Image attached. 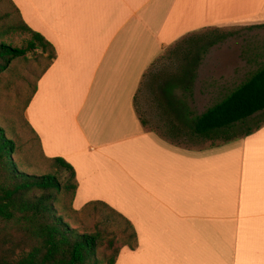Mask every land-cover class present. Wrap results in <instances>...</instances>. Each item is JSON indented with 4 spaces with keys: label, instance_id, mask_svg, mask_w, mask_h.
Masks as SVG:
<instances>
[{
    "label": "crops",
    "instance_id": "crops-1",
    "mask_svg": "<svg viewBox=\"0 0 264 264\" xmlns=\"http://www.w3.org/2000/svg\"><path fill=\"white\" fill-rule=\"evenodd\" d=\"M11 1L56 50L27 123L46 160L74 168L76 211L104 202L134 226L137 248H124L117 264H264V125L188 149L135 105L145 74L180 42L264 26V0ZM221 45L201 55L193 96L177 91L195 115L213 104L195 112V90L211 97L220 87L219 79L202 80L205 65L212 63L210 74L234 72L216 51Z\"/></svg>",
    "mask_w": 264,
    "mask_h": 264
},
{
    "label": "trees",
    "instance_id": "trees-1",
    "mask_svg": "<svg viewBox=\"0 0 264 264\" xmlns=\"http://www.w3.org/2000/svg\"><path fill=\"white\" fill-rule=\"evenodd\" d=\"M8 1L19 19L0 27V73L16 59L41 51L48 54L50 61L43 75L56 60V50L44 36L24 22L14 3ZM10 16L9 13L0 14V24ZM15 35L23 38L21 46L7 41L8 36ZM234 35L233 32L215 31L195 39L186 38L162 57L174 62L178 60L175 72L156 71V62L145 74L135 98L136 109L140 113L141 94L152 92L155 111L164 120V137L173 144H180L183 138L213 144L229 143L264 125V61L258 62L256 58L246 60L249 64L254 63L257 69L201 115H195L177 94L181 90L193 96L192 85L198 77L201 55ZM194 48L199 51L193 55ZM261 116L253 127L247 126L249 121ZM140 119L147 126L149 122L143 116ZM15 155L16 142L0 127V264H117L124 248L136 250L134 226L104 202H91L83 210L101 206L123 220L126 229L113 230L111 218L84 232L71 226L68 216L57 208L62 197H69L67 211L79 212L74 209L78 188L76 172L64 159H48L52 172L37 175L28 173L21 161L13 160ZM61 171L69 174L65 183L59 178Z\"/></svg>",
    "mask_w": 264,
    "mask_h": 264
},
{
    "label": "rangeland",
    "instance_id": "rangeland-1",
    "mask_svg": "<svg viewBox=\"0 0 264 264\" xmlns=\"http://www.w3.org/2000/svg\"><path fill=\"white\" fill-rule=\"evenodd\" d=\"M7 13L11 16L8 20L2 22L0 27L3 24L18 22L19 19L11 3L8 0H0V14ZM233 33L235 35L225 41L216 51H220L218 54L222 55L220 57L221 60H228L229 65L225 66L226 70L231 67L234 72L229 73L225 71L210 74L208 69L212 68L210 67L212 63H209L210 66L208 64L205 65L201 74L202 80L203 78L210 77L216 82L215 79H219L218 83L220 87L219 90H209L212 92L211 97L210 95L204 96V92L208 91L206 89L195 90V96L192 100L193 104H191L193 110L197 113L208 107L212 102L214 103L217 99H220L221 96L216 98L215 93H221L224 96L243 82L252 71L257 69L254 63L247 65L246 59L254 60L256 58L258 62L264 61V28L242 27L235 29ZM22 40L23 38L18 35L7 37V41L13 43L15 46H21L23 44ZM259 55L260 57H257ZM47 56L48 54H42L41 51L29 53L26 57L13 61L6 71L0 73V127L5 130L7 137L14 140L17 144V155L14 156L13 160L21 161L28 173L37 175H45L52 172V170L49 161L42 154L38 138L27 123L26 107L35 92L39 78L50 64ZM166 58L161 59L163 61L157 62L156 71L175 72L178 67L175 64L178 63V60L174 62ZM210 59L212 62L213 60H217L216 57H211ZM200 92L203 94V97H201ZM153 97H155L154 94L147 91L143 92L139 98L140 113L151 121L153 120L152 117L155 118V115L157 116L156 107L153 105ZM204 98L209 100V102L205 101ZM158 118L160 117L158 116ZM158 118H156L158 121L156 122V126H159L164 133L166 131L163 126L164 120L162 118L159 120ZM260 119H262V116L249 121L247 126L253 127ZM151 123L153 124V122ZM151 126H148V129H151ZM221 143L217 142L213 144L210 141H194L183 138L180 144L177 145L188 149H200L208 145H218ZM59 178L62 183H65L69 178V174L61 171ZM62 198L63 200L57 208L68 216L67 220L75 229L83 232L87 229H93L106 218L112 219L113 227L111 228L113 230L120 232L126 229L123 220L112 215L109 210L101 206L95 208L89 207L79 212L67 211V200H69V197Z\"/></svg>",
    "mask_w": 264,
    "mask_h": 264
}]
</instances>
